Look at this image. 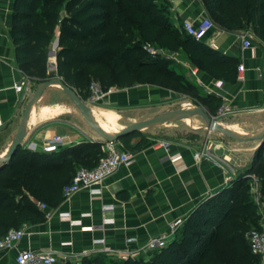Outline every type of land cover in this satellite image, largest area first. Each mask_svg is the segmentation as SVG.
<instances>
[{"label":"trees","instance_id":"1","mask_svg":"<svg viewBox=\"0 0 264 264\" xmlns=\"http://www.w3.org/2000/svg\"><path fill=\"white\" fill-rule=\"evenodd\" d=\"M202 2L217 25L243 31L252 25L255 37L264 42V0ZM13 8L16 61L34 89L54 74L85 100L93 80L105 89L154 83L196 96L216 115L222 98L202 93L172 65L173 58L149 56L144 49L149 42L186 56L193 66L216 78L234 81L238 76L237 57L223 54L175 26L170 0H14ZM58 31L57 72L51 74L50 51ZM135 138L139 140L133 144ZM151 139L147 131H140L122 136L119 143L133 151L150 144ZM180 139L196 145L205 136L192 131ZM102 145L82 141L59 152L20 145L10 162L0 164V237L11 228L47 220L37 202L58 207L65 200L64 187L78 169L93 168L105 156ZM249 174L260 179L264 196V144L255 148L227 187L206 198L184 219L166 247L147 257L118 260L98 253L73 264H262L247 238L261 220Z\"/></svg>","mask_w":264,"mask_h":264},{"label":"crops","instance_id":"2","mask_svg":"<svg viewBox=\"0 0 264 264\" xmlns=\"http://www.w3.org/2000/svg\"><path fill=\"white\" fill-rule=\"evenodd\" d=\"M170 3L175 26L207 12L202 0H170ZM13 6L14 0L0 1V118L4 120V126L0 128V154L11 146L35 91L29 76L16 61ZM241 32L243 30H228L216 24L201 41L223 54L237 57L239 66L245 68L241 72L243 78L237 76L234 81H226L197 67L199 78L209 86L207 89L197 84L190 70L192 64L186 56L178 53L172 65L198 85L202 93L228 97L233 110L221 120L231 128L251 132L264 126V42L253 35L250 37L252 46L244 48L239 36ZM57 38L59 31L51 51L57 52L59 48V44L55 46ZM55 63L57 59L50 55V64ZM25 77L27 85L19 93L15 85ZM186 96L167 86L137 83L130 87H118L107 101L94 104L105 119L98 111L93 109L92 112L107 125L115 122L114 116L129 112V121L122 124L127 126L161 111L187 106L183 100ZM70 101L60 86L49 87L30 120L31 129L23 146L37 151L59 152L82 141L102 142L99 134ZM190 119H187L189 124ZM146 131L152 138L151 143L133 150L134 162L121 166L106 178L101 193H93L86 188L75 192L54 208L53 215L47 220L29 224V233L19 247H51L78 253L91 247L97 238H104L111 247H141L150 236L167 232L172 222H183L202 201L227 187L228 170L235 177L236 171L247 165L257 147L254 141H236L237 144L233 145V142L209 135L205 136L202 144L195 145L185 139L162 136L160 130ZM159 139L171 141L168 150L157 143ZM138 140L135 138L133 144ZM119 145L124 148L121 143ZM204 148L207 153L197 159L195 152ZM105 206L109 209L104 210ZM63 213H69L71 220L64 218ZM128 238L135 240L126 243ZM67 242L71 245L62 246ZM14 256L15 251L0 250V264H14Z\"/></svg>","mask_w":264,"mask_h":264},{"label":"built area","instance_id":"3","mask_svg":"<svg viewBox=\"0 0 264 264\" xmlns=\"http://www.w3.org/2000/svg\"><path fill=\"white\" fill-rule=\"evenodd\" d=\"M1 1V0H0ZM182 30L186 31L188 34L194 36L195 38L201 40L205 35L212 29L216 27V23L212 20L208 13L201 17L193 20H184L179 26ZM255 35L253 29H248L240 33V40L244 48H249L252 46L253 42L250 37ZM144 49L147 54L153 58L158 55L164 54L171 58L178 57L177 52H170L169 50L157 47L153 43H146ZM56 51L52 50L50 55L56 60ZM56 64V63H55ZM244 66H239L240 73L239 78H243L241 72L244 70ZM57 70V69H56ZM190 70L193 76L196 78L197 84L209 89V86L202 81L198 76V68L191 65ZM27 85L26 77L21 79L16 85L15 90L17 92H23L25 86ZM118 87L113 86L105 89L103 85L98 80H93L90 85V95L86 100L89 105L104 103L107 101L109 96L116 91ZM231 102L228 97L222 98L221 106L219 107L216 115H214L218 120L223 119L228 114L232 112ZM4 126V120L0 118V128ZM157 143L169 149L171 141L168 139H159ZM106 151L105 156H103L99 163L93 168L80 167L75 174L72 181L64 187L63 194L65 199L70 198L75 192L81 189H89L93 193H101L104 186V181L106 178L115 173L121 166L130 165L135 160V153L132 150H127L121 148L119 142L105 141L102 146ZM207 153L204 149L195 152L197 159L201 158L203 154ZM169 157V155H167ZM251 181V194L254 201L259 205L261 212L260 227L254 228L247 233V238L250 243L252 252L258 255L262 259V264H264V202L263 195L261 192L260 179L255 174H249ZM234 178V174L228 170L226 181L228 184ZM211 194L210 196H213ZM209 196V197H210ZM38 207L43 210L46 217L49 218L53 215L54 209L48 204L42 201L37 202ZM109 209L108 206L104 207V210ZM64 218L70 219L69 213L62 214ZM107 219H105L106 221ZM75 223V220L72 221ZM182 222H172L170 228L167 232L163 234L152 235L148 241L141 247L136 249H130L128 247H111L106 244L104 238L94 239L92 246L85 248L78 253L68 252L62 249L56 248H43V249H33L30 247H19V243L23 238L29 233V224L21 226L19 228H11L6 235L0 237V250L3 251H15L14 264H60V263H79L84 257L92 256L98 253H104L111 258L118 260H130L138 258L140 256H149L151 253L166 247L169 242L175 237L179 230ZM134 238H128L126 243L134 241ZM71 245V243H65L62 246L66 247Z\"/></svg>","mask_w":264,"mask_h":264},{"label":"water","instance_id":"4","mask_svg":"<svg viewBox=\"0 0 264 264\" xmlns=\"http://www.w3.org/2000/svg\"><path fill=\"white\" fill-rule=\"evenodd\" d=\"M58 44L59 39L57 38L55 41V46L57 47ZM161 52L162 49L160 50V53ZM49 67L50 70H55L57 69V64H50ZM51 86H60L63 89V91L78 108L87 124L99 134L102 142H119L120 138L127 134L146 131L156 126L187 120L193 116H200L205 121L204 128H206L208 131L219 132L224 136L238 142L257 141V147L264 144V126L259 130L251 132L231 128L224 124L221 120H218L202 105L180 106L177 108L161 111L149 118L138 120L120 129H106L100 123L99 119H97V117L93 114V109L79 94V92L74 87L67 84L63 78L54 74L52 77L42 80L37 85L24 111L19 128L11 146L6 152L0 154V164L10 162L17 148L25 142V139L31 129L30 120L36 113L38 102L44 92Z\"/></svg>","mask_w":264,"mask_h":264},{"label":"rangeland","instance_id":"5","mask_svg":"<svg viewBox=\"0 0 264 264\" xmlns=\"http://www.w3.org/2000/svg\"><path fill=\"white\" fill-rule=\"evenodd\" d=\"M211 19L212 17L210 15H208ZM213 20V19H212ZM56 69L55 70H50L51 74L56 73ZM185 94H187V96L185 98H183V100H185V103L187 104V106H191V105H202L203 107L206 108V106L204 104H202L194 95H191L190 93L187 92H183ZM70 104L72 106H74V109L77 107L74 105V103L72 101H70ZM92 109L98 111L102 117V119H105V116H103L102 112L100 111L99 108L96 107V105L91 104L90 105ZM207 109V108H206ZM78 110V109H77ZM80 113V111H78ZM131 114L129 112H122L120 116L116 115L114 116V123L110 124L108 123V127L110 130H116V129H120L123 128L125 126L126 122H128L129 120L127 119V116ZM191 124L188 123L187 120H181V121H177L172 123L171 125L166 126L161 125V127H155L154 129H149V130H154L157 131L160 130V134L162 136H167L169 138H173V139H177V138H181V137H187L188 134H190L192 131H199L200 134H202L203 136L209 135L213 138H222L227 140L228 142L232 143L233 145H236V141H233L229 138H227L226 136H224L221 133H217L214 131H208L206 128H204L205 125V121L203 120L202 117L200 116H193L191 119ZM223 123H225L224 120H221ZM86 124V123H85ZM86 126H88L86 124ZM96 132V131H95ZM235 142V143H234ZM255 144H258L257 141H254ZM197 145H200V143H197ZM255 150V149H254ZM254 150L252 151V154L254 152ZM255 227H253L254 229Z\"/></svg>","mask_w":264,"mask_h":264},{"label":"bare ground","instance_id":"6","mask_svg":"<svg viewBox=\"0 0 264 264\" xmlns=\"http://www.w3.org/2000/svg\"><path fill=\"white\" fill-rule=\"evenodd\" d=\"M96 116V115H95ZM98 118V117H97ZM99 119V118H98ZM100 123L103 125L104 128L109 129L108 125L103 122L101 119H99Z\"/></svg>","mask_w":264,"mask_h":264}]
</instances>
